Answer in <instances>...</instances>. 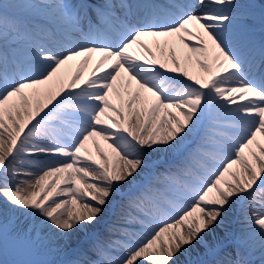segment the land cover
I'll use <instances>...</instances> for the list:
<instances>
[{"label": "bare ground", "instance_id": "6f19581e", "mask_svg": "<svg viewBox=\"0 0 264 264\" xmlns=\"http://www.w3.org/2000/svg\"><path fill=\"white\" fill-rule=\"evenodd\" d=\"M101 1L125 26L111 44L95 0H0V180L34 188H0L3 211L61 264H103V249L115 264H220L230 249L264 264V0H174L172 25L157 0Z\"/></svg>", "mask_w": 264, "mask_h": 264}, {"label": "rangeland", "instance_id": "374dc122", "mask_svg": "<svg viewBox=\"0 0 264 264\" xmlns=\"http://www.w3.org/2000/svg\"><path fill=\"white\" fill-rule=\"evenodd\" d=\"M0 13L4 14L3 12H1V10H0ZM42 26L43 27H41V29L44 32L48 31V33L51 34V31H55L54 27L48 24H45ZM18 70L22 71V68L18 67ZM38 73H40L38 70L35 71V69L29 68L26 76L32 77V75H38ZM105 74H107V72H105ZM183 87L184 86L179 84L176 88L173 89V92L175 93ZM1 90L2 89L0 88V95L2 93ZM37 125H38V128L41 126L40 124H37V123H36V126L34 127L32 126V129H34L33 130L34 132L38 131L36 130ZM85 128H87V125L84 126V129ZM54 156H59V155H54ZM225 157L228 158L230 157V155L227 156V154H225L223 159ZM59 161H60V158H57L53 162L49 161L47 162V164H43V165L44 167H46L47 165L52 166L53 165L52 163H57ZM79 173L80 172H78V174ZM2 181H6V182H2ZM45 181L48 184H51V182H53L54 180L48 177V179ZM59 185L61 186V182L59 183ZM0 188H4L3 192L7 191L8 189H14V191H16V194H18V198L21 200H24L27 196L31 197L34 192V188L32 186L27 185L26 183L22 184V182L19 181L18 177L17 178H9L8 176L4 177V179L0 180ZM253 190H255L253 191L255 194L257 192L259 194L260 192L261 195H264V190L262 189L257 188ZM133 197L141 198L142 192L141 191L133 192L131 195H128L126 198L132 199ZM3 207H4V204L0 202V251H1L0 255L3 254L1 256L4 257V258L0 257L1 263H2V260H4L5 264H61V261H60L61 256L55 257V258H50L47 256L43 258V256L45 255V251L40 249L36 244L38 238L40 239L41 237V235H38L39 233L36 232V228L22 225L21 224L22 218H20L21 214H19V212L16 214H8L5 211H3ZM262 212L259 211L257 214H254L252 216L253 217L252 219L253 220L256 219L258 215L261 213L264 214L263 210ZM54 225L59 226L61 228V220L57 221ZM106 230H107L106 231L107 235H111V236L114 235L116 236V238H118L119 244L117 243L116 244L119 249H122V250L126 249L128 251L134 249L133 248L134 246L130 245L125 238L123 240V237L122 236L120 237V235L116 233V229L114 227L109 226L107 227ZM107 235H105L102 238L104 239V242L105 241L107 242L109 240L113 241L111 238L107 237ZM32 246L34 248V252L33 250H31ZM83 251L86 252L87 250L83 249ZM231 251L232 252L230 253H232L233 256L241 254L237 250H234V249H232ZM93 255L97 256L96 258H98V260L100 259V261L103 262V264H115L117 262L119 263L122 260L121 259L122 257L117 252V249H114V250L103 249L99 252V254L93 253L92 256ZM98 255L100 258L98 257ZM95 264L97 263L95 262Z\"/></svg>", "mask_w": 264, "mask_h": 264}]
</instances>
